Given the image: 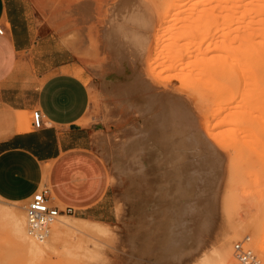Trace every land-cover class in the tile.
Returning <instances> with one entry per match:
<instances>
[{
	"label": "rangeland",
	"instance_id": "rangeland-1",
	"mask_svg": "<svg viewBox=\"0 0 264 264\" xmlns=\"http://www.w3.org/2000/svg\"><path fill=\"white\" fill-rule=\"evenodd\" d=\"M199 1L201 2L202 0H107L103 5L102 12L99 14V22H95L93 28L87 26L88 22L86 20L81 21L82 24L78 22L77 24L75 23L72 17L70 4L67 3L68 0L52 1L49 16L47 18L51 26L50 29L82 60L87 69L88 76L90 77L91 103L87 116L84 119V124L91 127L93 131V147L105 162L110 182L115 186L116 192H118V220H115L112 224L106 225L93 223L89 220L77 219L73 215H63L60 219L63 217L71 219L74 224L84 226L88 230L87 233L69 232L65 237L66 239L62 240L58 245L56 244L58 248L56 247L57 249H55V251L47 250L42 256H33L24 248L23 242L19 239L17 228V224H20L21 221L25 220L24 224L26 225L25 210L27 201L13 203L0 198V264H204L201 262L202 257H205V255L211 263L215 264L222 248L223 241L226 238H231L232 240V264L234 262V244L238 241H245L246 239L249 240V247L253 249L264 262V243L262 241L264 236V159L259 157V153L257 154V152L264 149V147H262L264 145V124L263 127H261V124V128L252 125L255 128L252 127V130L255 131L260 139H263V144L260 142L259 138L257 140L255 139L256 136L254 137L251 134H254L251 130L250 136L254 138L252 137L253 143L250 142L254 144L259 141L257 145L261 143L262 146L260 145V147L263 149H261L259 145L258 147L254 145L253 149V147L251 148V143L250 147L246 145V143L242 146L240 151L241 155L236 162L239 184L235 182L234 186L230 184L232 181V178L230 179L231 163L227 155L229 151H226V149L230 150V148H220L213 140L211 141V147H213L219 155V159L216 167V175L213 177L214 179L211 178L210 175L207 179L208 182H212L213 191L211 193L210 202L207 204L208 209L205 212L203 211L201 215L200 235L198 237L199 239H197V245L195 243V245L183 255H178L176 252L170 253L169 260L164 259V261L161 259V254H157L156 251L153 250L152 252H148L150 247L149 241H152L153 233L158 231L161 234H155L154 243L151 242V244L154 245L155 242H161L164 239L163 235L167 233L168 221L166 220L165 213L169 203H172L168 198H165V193L168 190V186L165 183L168 168L165 158L162 156L159 149L151 145L150 142L148 144L146 138L142 137L143 128L146 124L142 108L144 104H137L129 98V84L125 80L131 79V69L126 61L125 64L121 66L119 58L113 55L110 45L106 42L104 32L109 22H107L105 16L110 8H119V2L127 3V5H129L130 17L134 14L135 18L139 19L140 27L143 28L144 31H148L152 37L151 40L153 45H155L153 46L155 49L157 47L156 44L158 43L159 45L161 43V41H158H163L164 38L162 37H165V43L162 42V44L157 47L156 52L163 48L166 49L170 43L169 40L171 41L169 37L177 36V31L179 29V31H181L187 27L186 29L188 32L185 31L186 35H189L187 34L190 32L188 29L193 28L191 30L195 31L196 29L194 30V26L192 25H194L193 23L198 25L197 22L191 21V27H189L190 25L186 26L193 18L195 20L197 17L196 21L200 20L199 26H202L203 32L208 33L206 30L209 29L210 34L215 33L216 35H219L220 31L225 33L226 24H224V21L226 18L223 19L224 16L227 17L229 14V16L231 15L234 18L240 17V19H242V14L239 13L243 12L241 9L243 8L242 5L245 4V0H228L230 2H225V0H222V2L220 0H205L209 5H207L204 0L201 4L198 3ZM209 1L211 3L213 2V5H211ZM82 2H86L90 5L91 16H94L93 3L84 0L77 4H81ZM232 3L233 5L236 3L235 5H239H237V7H241L237 8L236 6H232ZM210 5L212 8L207 9L209 10L207 11L206 8H209ZM190 7H192V10ZM218 7L221 8V10ZM236 8L241 11H237ZM203 9L207 12L205 14L206 16L204 15L205 12ZM201 11L204 13L201 14ZM230 11H232L231 13L235 11V13L232 15ZM74 13H78L82 16L85 15L79 10V5L75 6ZM210 13H215V17L213 16L214 14H212L214 19H212V16L211 19L209 18ZM88 15L90 16V13ZM189 15L192 17L191 19L188 18L190 17ZM166 17L169 20H167ZM179 18H182L181 21L178 20ZM198 18L201 19L198 20ZM203 18H205L204 20L206 22L204 20L202 21ZM208 18L214 24L216 23L215 27L209 20V23L207 22ZM232 18L227 17L228 20ZM234 18L233 21H235V23L238 24V22L241 21V23H239L244 24L243 20L238 19L236 22V18ZM166 20L168 22H166ZM201 21L205 24L203 25ZM185 22L186 25H184ZM221 23L225 27V29H223L224 31L220 29L221 27L223 28ZM229 23L231 24L232 22L230 21ZM229 23H227V25ZM235 23L233 22L232 25L236 26ZM243 24L238 26H241L242 29ZM182 25V29L178 27ZM206 25L210 27L207 28ZM203 26H206V30ZM234 26L232 27L236 28ZM170 27L172 29H170ZM218 27L220 28L218 29ZM217 29L219 32H217ZM162 30L165 32L167 31L166 33L164 32L165 35L163 36L161 35V33H163ZM242 30L239 32H242ZM203 32L198 31L199 34H197L196 31V33L193 32V34L195 33L194 35L198 37ZM167 33L169 35L171 33L173 36H169ZM191 33L190 35L195 37ZM205 34L206 33H204V35ZM159 35H161V37ZM157 36L158 41H156ZM191 36L190 38H193ZM187 37L185 38L187 39ZM188 39L185 41H190V39ZM199 39L196 38V41ZM168 48L170 50V46ZM167 49L166 51H168ZM159 51L158 55L161 53ZM154 53L155 52H153V54ZM168 54L167 56L163 55L164 57L160 55L161 58H159V56L155 58L154 54L153 57H151L152 60L146 61L144 65L146 68H143L145 75L148 76L149 74L152 75L155 73L153 69H151L153 66L150 67L153 58H158L157 60L161 59L160 63L166 61L167 63L161 64L162 67L165 64L167 65L169 62L167 58ZM217 54H222L221 57L225 56L224 51L222 53L217 51ZM170 56H172V54H170ZM163 58L166 60L162 61ZM155 59L153 62L154 65L157 62ZM117 61H119V63H117ZM158 63L159 61L156 63L155 67ZM159 66L160 65L156 67V71H158ZM160 68L158 72L161 74L158 72L157 74L162 76L156 78L157 80L171 75L170 71L168 72L165 70L166 68L164 69V71H166L165 73L160 72ZM240 72L239 68H237V71L235 70V75L241 76ZM120 73H124L123 79H125L122 82L117 81V77L121 76ZM157 74L155 73L153 76L157 77ZM171 89L175 94L177 91L178 93L182 92V90H178V85L171 87ZM173 89L176 90L174 91ZM125 91L128 92V96L123 93L126 96L123 97L121 92ZM188 94L190 93L188 92L187 95ZM187 95H185L186 98L188 97L185 102L191 117L196 122V125L199 126V129H201V134L208 138L206 120L209 117L206 118L205 115L198 112V105H196L197 102H202L197 95L195 97V94H193L194 97L191 94L189 96ZM233 128L235 127L233 126ZM251 137H248V140H251ZM246 142H248L247 139ZM255 149L257 150L255 151ZM260 152L261 155L264 153H262V151ZM46 178L47 175H44V180H46ZM17 218L19 219L18 221L16 220ZM24 224L23 226L26 228L25 230H27V225L25 226ZM95 224L101 225L105 231L101 232L95 230L93 226ZM162 236L163 238H161ZM136 248L142 250L143 255H140L139 258L135 252L133 253L134 250L136 251Z\"/></svg>",
	"mask_w": 264,
	"mask_h": 264
},
{
	"label": "bare ground",
	"instance_id": "bare-ground-1",
	"mask_svg": "<svg viewBox=\"0 0 264 264\" xmlns=\"http://www.w3.org/2000/svg\"><path fill=\"white\" fill-rule=\"evenodd\" d=\"M220 1L222 2V0ZM201 2L199 1L198 3L201 4ZM225 2L230 1L225 0ZM207 3L208 2H206V4ZM209 3L211 2L209 1ZM212 3L211 5H213ZM244 3L241 9L244 13H239L242 14V19H240V17H235L236 22L238 19L244 21V24L242 23L243 30L241 26H238L242 25L240 24L241 21H239L240 23L238 22V24L235 23V21H233L234 17L228 14L227 17L233 18L228 20L227 17L223 15V19L226 18L224 21L225 23L221 19L222 22L226 24V29L222 23L221 25L223 28L218 27V29L220 28L221 30L225 29V31L223 30L225 33H222V31L219 32L217 29V32L220 33L219 35H216L214 32V34H210L209 29L206 30V26L207 28L210 27L208 25L203 26L208 33L203 32L202 26H199V19L201 18H198L199 21H196L197 17L195 20L194 18L191 19L193 17L191 14L192 17L190 15V17H188L191 19L188 25H186V22L184 25H190L189 27H191V21L197 22L198 25L193 23L194 25L192 26H194V30H196H191L193 28L188 29L190 32L187 34L190 35L191 32V34H193V32L196 33V31L197 34H199V31L203 32V35L201 34L197 37L194 33L193 35L195 37L190 35L193 37L190 38L189 35L185 34L187 27L184 26L185 30L182 29L183 25L181 27L178 26L182 29L181 31H179L180 29L177 27L179 32L177 31L178 34H175H177L178 37L176 35L174 36L175 38L169 37L172 34L170 33L169 35L168 32L167 34L169 36H167L169 39H171V41L174 40L172 42L169 40V45H166V49L170 46V50L169 48L167 49L168 51H166L165 48L160 51L158 50L161 52L160 55L162 56H167L169 53L167 57L169 62L167 65L165 64L166 66L163 65L164 68L161 64H164L166 61L160 63L161 59L157 60L158 58H155L156 56L161 58L156 50L157 47L165 41V37H162L164 38L163 41H158L157 36L156 41H161V43L159 45L157 43L155 49V47H153L155 45H153L151 40L152 37L148 31H144L143 28L140 27L139 19L135 18L134 14L130 17L129 5H127V3L119 2L120 7L117 9L116 7L110 8L105 16L107 22H109L104 32L106 42L110 45L113 55L119 58L121 66L124 65L126 61L131 69V79L125 80L129 84V98L137 104H144L142 108L146 124L143 128L142 137L146 138L148 144L150 142L151 145L159 149L162 156L165 158L168 168L165 178L168 190L165 193V198H168L172 203H169L165 213L166 220L168 221L167 233L163 235L164 239L161 242H155L154 245L151 244V242L154 243L155 234H160L158 231L154 232L152 241H149L150 247L148 249V252L154 250L157 254H161L160 256L163 261L164 259L169 260L170 253L176 252L178 255H183L186 251L190 250L195 243L197 245V239H199L198 237L200 235L201 215L203 211L205 212L208 209L207 204L210 202L211 193L213 191V184L212 182H208L207 179L209 175L211 178L216 175V167L219 159V155L214 148L211 147V141L213 140L220 148H230V150L226 149V151H229L227 155L231 163L230 179L232 178V181L230 184L234 186L235 182L239 184L236 162L241 155L240 151L242 146L246 143V145L250 147V143H253V136H256V140L259 138L255 131L252 130V125L260 127L262 124L261 127H263L264 124V0H245ZM235 4L233 5L232 3L231 5L237 7L238 4ZM77 5H79V10L85 15L90 13L91 16L90 5L88 3L82 2ZM211 5L209 8L207 7L206 10L212 8ZM190 8L192 10V7ZM221 8L219 9L221 10ZM241 10L237 9V11ZM232 11H230V14L233 15L235 11L231 13ZM204 12L201 11V14L204 13L205 15L207 13L205 10ZM212 14H214V17L216 16L215 13ZM212 14L210 13V19L213 17ZM214 17L212 19H214ZM205 18H203L202 21ZM209 18L207 22L208 20L210 21ZM181 19L182 18H179L178 20L181 21ZM167 20L169 19L167 18ZM167 20L166 22H168ZM202 21L201 23L204 25L205 23ZM228 21L234 22L236 26L232 25V23L230 24ZM227 23L229 24L227 25ZM170 29L172 28L170 27ZM239 29L242 30V32H239ZM164 30H162L163 33L165 32ZM163 33H161L162 36L165 35V33ZM204 33H206V36ZM161 35L159 36L161 37ZM185 37H187V39L189 38L190 41H185L187 40ZM196 38L202 39H199L200 41L198 40V42ZM182 40L185 42L183 43ZM217 51L221 53L224 51L225 56L221 57L222 54L218 55ZM153 52H155V55ZM170 54H172V56H170ZM153 55L155 56L153 62L154 59L157 62L159 61V68H163H160V72L165 73L166 71H164V69L166 68L165 70L168 72L170 71L171 75H168L169 77H160L161 79L159 80L156 79L162 76L159 75L161 74L158 72L159 68L158 71H156L158 65L156 67L155 65L157 62L155 65L151 62L150 67L153 66L151 69H153V72L156 74L158 72V76L156 75L157 77H154L153 74L155 75V73L152 75L149 74L148 76L145 75L143 69L145 67L144 65ZM169 56L172 59H170ZM164 60L166 59L163 58L162 61ZM119 61H117V63H119ZM237 68L241 71V76L235 75V70L237 71ZM120 74L121 76L117 77V81L122 82L125 79H123L124 73ZM175 85H178V90H182L181 93L177 91L175 94L172 91L171 87ZM188 92L192 96L193 94H195V97L197 95L202 102H197L196 104L198 105V112L205 115L206 118L209 117L206 120L208 138L201 134V129L196 125V122L191 117L187 108L185 101L188 97L186 98L185 95H187ZM123 93L128 96V92H121V95L126 97ZM233 126L235 128H233ZM250 130L253 131L254 134L251 133ZM250 133L253 135L252 137ZM248 137H251V140H248ZM246 139L249 144L246 142ZM259 140L263 144V139L259 138ZM257 142L254 144L251 143V148L253 147L254 149V145L256 147ZM262 144L258 143L259 147L260 145L262 146ZM262 147H264V145ZM262 147L260 148L263 149ZM256 150L257 149H255V151ZM263 150L260 151L263 153ZM260 151L257 152V154L259 153V157L264 159V153L261 155ZM46 174L47 168L44 170V175ZM16 220L18 221L19 219L17 218ZM24 221L17 224L19 239L23 242L24 248L33 256H42L47 250L55 251V249L58 248L56 244L58 245V243L66 239L65 237L69 232L86 234L88 231L84 226L74 224L71 219L63 217L59 219V222L53 227L52 234L48 241L37 243L28 236L27 230H25L26 228L23 226ZM93 226L97 231H105L101 225L95 224ZM163 236L161 238H163ZM231 241V238L224 239L215 264H232ZM262 241L264 243V236ZM134 252L138 258L140 255H143L142 250L139 248H136V251L134 250L133 253ZM201 263L213 264L206 255L202 257Z\"/></svg>",
	"mask_w": 264,
	"mask_h": 264
},
{
	"label": "crops",
	"instance_id": "crops-1",
	"mask_svg": "<svg viewBox=\"0 0 264 264\" xmlns=\"http://www.w3.org/2000/svg\"><path fill=\"white\" fill-rule=\"evenodd\" d=\"M52 1L0 0V198L22 203L45 187L53 205L109 225L118 220V192L84 124L90 77L50 29ZM80 1L68 0L72 17L93 28L107 0H88L94 16L74 13ZM34 111L41 128L33 125Z\"/></svg>",
	"mask_w": 264,
	"mask_h": 264
},
{
	"label": "built area",
	"instance_id": "built-area-1",
	"mask_svg": "<svg viewBox=\"0 0 264 264\" xmlns=\"http://www.w3.org/2000/svg\"><path fill=\"white\" fill-rule=\"evenodd\" d=\"M0 28V34H2ZM34 127L41 128L42 115L40 111L32 114ZM48 189L43 187L36 191L28 200L26 205L27 233L37 243L48 241L52 228L59 222L63 215H72L73 208H59L52 204L48 195ZM249 240L238 241L233 246V264H264L263 260L248 245Z\"/></svg>",
	"mask_w": 264,
	"mask_h": 264
}]
</instances>
